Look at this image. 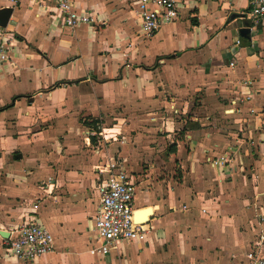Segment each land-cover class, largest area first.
Masks as SVG:
<instances>
[{
    "label": "crops",
    "instance_id": "1",
    "mask_svg": "<svg viewBox=\"0 0 264 264\" xmlns=\"http://www.w3.org/2000/svg\"><path fill=\"white\" fill-rule=\"evenodd\" d=\"M73 1L93 25L65 28L49 5L0 0L12 35L10 60L0 64V264H245L264 213V26L250 19L248 0H184L178 20L148 38L124 0ZM111 97L134 112L127 127L144 139L160 126L167 140L154 139L175 151L158 160L182 169L161 190L160 182L151 192L135 186L145 241L95 257L96 157L89 129L75 120H97ZM174 131L185 140L175 143ZM42 143L57 146L37 155ZM220 156L223 167L206 161ZM27 218L48 229L53 250L25 263L3 245Z\"/></svg>",
    "mask_w": 264,
    "mask_h": 264
},
{
    "label": "built area",
    "instance_id": "2",
    "mask_svg": "<svg viewBox=\"0 0 264 264\" xmlns=\"http://www.w3.org/2000/svg\"><path fill=\"white\" fill-rule=\"evenodd\" d=\"M34 4L54 8L61 17L65 28L79 25H93L94 16L74 6L73 0H32ZM129 10L139 21L141 34L153 36L162 26L178 20L184 0H124ZM248 15L256 24L264 26V0H248ZM11 33L0 28V64L10 60ZM239 41L236 40L235 45ZM233 66V62H229ZM103 128L93 133V149L96 154L103 152L106 137ZM100 136L102 139H100ZM110 142V141H108ZM102 143V144H101ZM101 146V147H102ZM105 162L93 165L96 174L95 193L98 196L96 213L93 217L92 235L89 240L88 253L104 257L120 245L144 242L147 230L145 223L135 222L133 197L135 185L131 173L126 170L122 157L117 153L105 155ZM211 167H223L228 160L224 156L207 158ZM202 212H205L202 209ZM4 240L5 256L18 262H32L53 250V237L39 221L27 218L9 229ZM245 264H264V213L255 218L253 235L244 251Z\"/></svg>",
    "mask_w": 264,
    "mask_h": 264
},
{
    "label": "rangeland",
    "instance_id": "3",
    "mask_svg": "<svg viewBox=\"0 0 264 264\" xmlns=\"http://www.w3.org/2000/svg\"><path fill=\"white\" fill-rule=\"evenodd\" d=\"M124 100H126V98H124ZM107 101L108 102L105 106L104 112L102 113L101 117L99 118L98 116H95L97 120L90 118L92 116L84 117L81 115L76 117L77 121L75 120V122L80 123L79 124L80 128H82V126L87 127L85 123L89 120L90 121L93 120L99 125L101 121L103 123L105 122L107 123V125L104 126L100 125V127H104L103 135L106 137L105 138L106 141L103 143V146L100 145L99 147L101 150H103V152L101 153L99 152L98 154L94 152L96 151V149H93V146H96V143L94 144L93 142H91L90 145L87 146L90 149L91 154L96 157V162L97 160H99V162H105L106 160L105 155H108V153H117L122 157L121 160L124 162L126 170L131 171L130 172L132 176L131 180L133 181L134 185L139 186L140 182L143 183L144 189L142 191L144 192H151V190H153L152 185L157 184L158 182L160 183H158L157 185L160 186L159 189L161 190V186L166 187L172 181H176L177 179H180L181 178L180 171L182 168L179 169L180 166H177L178 161L176 162L172 160L170 163L161 164L162 162L157 158V156L158 155L161 156L163 152L167 153L168 152L167 149L170 146L168 142L164 145L163 143L154 139V137H157L156 135L158 132L156 131H158L157 128L160 126H153L150 129H148L149 132L144 134L148 136L154 135V137L152 139L151 138L144 139L143 134L142 133L139 134V131H141L140 128L135 129L134 127H129V128L127 127V124L128 123L130 124L133 116L135 117L134 112L133 111L131 112V110H127V111L121 110L120 106H118L119 100L114 99V97L109 98V100ZM123 102H128V101H123ZM190 107L191 109H194V100H190ZM87 129H89L90 133H93L95 131L93 129L92 124H90V126L87 127ZM180 131H174L173 133H171L173 136V141L175 143L182 142L185 140L184 133ZM136 133H138V135H136L135 140L132 139L128 141V143L126 144V146L123 147V149L119 148L120 146L123 145L121 143H124L122 137H126V136L132 137V134L134 135ZM90 136L92 138L93 134ZM158 136H164L163 138H165V134L158 133ZM100 139H102L101 136ZM165 140H167V138H165ZM37 145H38V148L36 149L37 151H34V153L37 152V155H42V156L49 155L52 150L56 149L57 146L49 143H42ZM30 151L31 150L28 149L27 151H23V152L25 154H29L28 152ZM95 163L93 165H95ZM42 164L43 165L37 167L47 168L50 166L51 163L49 162V160H46ZM93 165H92V169H93ZM157 193L160 192L157 191ZM144 195L146 198L143 197V195L141 196L143 202H144L143 198L147 199L146 196L147 194ZM91 233H92V229H91Z\"/></svg>",
    "mask_w": 264,
    "mask_h": 264
},
{
    "label": "water",
    "instance_id": "4",
    "mask_svg": "<svg viewBox=\"0 0 264 264\" xmlns=\"http://www.w3.org/2000/svg\"><path fill=\"white\" fill-rule=\"evenodd\" d=\"M10 14V9H1L0 10V28H5L7 21H8V17ZM243 32V29H240ZM17 158H20V155H17ZM145 211H150L149 208L144 209ZM136 215V213H135ZM0 234H2L0 232Z\"/></svg>",
    "mask_w": 264,
    "mask_h": 264
},
{
    "label": "trees",
    "instance_id": "5",
    "mask_svg": "<svg viewBox=\"0 0 264 264\" xmlns=\"http://www.w3.org/2000/svg\"><path fill=\"white\" fill-rule=\"evenodd\" d=\"M85 124H86L87 127H89L90 124H92L93 129H94V130H97V123L94 122L93 120H91V121H87ZM90 140H91V142H94V138H93V137H92V138L90 137ZM174 151H175V145L172 144V145L169 146V148H168V152H174Z\"/></svg>",
    "mask_w": 264,
    "mask_h": 264
},
{
    "label": "bare ground",
    "instance_id": "6",
    "mask_svg": "<svg viewBox=\"0 0 264 264\" xmlns=\"http://www.w3.org/2000/svg\"><path fill=\"white\" fill-rule=\"evenodd\" d=\"M137 216H138V215H137ZM137 216L135 215V222H137V223H142L143 221L139 220V219L137 218Z\"/></svg>",
    "mask_w": 264,
    "mask_h": 264
}]
</instances>
